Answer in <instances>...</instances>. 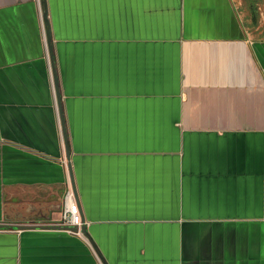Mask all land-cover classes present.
I'll list each match as a JSON object with an SVG mask.
<instances>
[{
  "label": "crops",
  "instance_id": "obj_1",
  "mask_svg": "<svg viewBox=\"0 0 264 264\" xmlns=\"http://www.w3.org/2000/svg\"><path fill=\"white\" fill-rule=\"evenodd\" d=\"M76 207L106 264H264V0H44ZM66 160L38 0H0V264H100L59 223Z\"/></svg>",
  "mask_w": 264,
  "mask_h": 264
},
{
  "label": "water",
  "instance_id": "obj_2",
  "mask_svg": "<svg viewBox=\"0 0 264 264\" xmlns=\"http://www.w3.org/2000/svg\"><path fill=\"white\" fill-rule=\"evenodd\" d=\"M38 1H39L40 10H41V18H42V25H43V31H44V36H45L46 51L48 54V59H49V64H50V71H51L52 84H53V89H54V94H55L56 108H57V113H58V118H59V123H60V131H61V135H62L64 156H65V160H66L65 168H66L67 177H68V184H69L68 187L70 188V190L72 192L74 202H75L76 201V192H75V188H74L70 163L68 162V149H67L66 138H65V134H64L62 114H61V110H60V99H59L58 89H57L56 73L54 70V64H53L52 55H51L50 31H49V27H48V22L46 20L45 2H44V0H38ZM80 221L82 222L81 219H80ZM14 228L16 230H53V231L58 230V231H68L70 233L76 232V230L74 228L60 227V226H54V225H21V226H15ZM79 233L87 240L89 246L91 247V249L95 253L96 257L98 258L100 264H106V262L104 261L102 256L99 254V252L96 249L93 242L90 240V238H88L86 231H85V226L83 224L79 228Z\"/></svg>",
  "mask_w": 264,
  "mask_h": 264
},
{
  "label": "built area",
  "instance_id": "obj_3",
  "mask_svg": "<svg viewBox=\"0 0 264 264\" xmlns=\"http://www.w3.org/2000/svg\"><path fill=\"white\" fill-rule=\"evenodd\" d=\"M81 225H82V222L80 221L72 192L70 188L67 187L64 189V192L62 195V204H61L59 223L54 226L74 228L76 232L72 234L79 235L80 234L79 228Z\"/></svg>",
  "mask_w": 264,
  "mask_h": 264
}]
</instances>
